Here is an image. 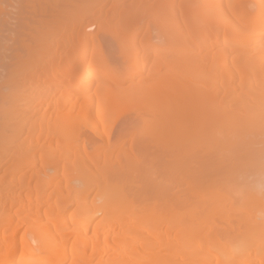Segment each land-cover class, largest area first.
I'll return each instance as SVG.
<instances>
[{
	"label": "bare ground",
	"instance_id": "obj_1",
	"mask_svg": "<svg viewBox=\"0 0 264 264\" xmlns=\"http://www.w3.org/2000/svg\"><path fill=\"white\" fill-rule=\"evenodd\" d=\"M48 1L0 0V264H264V0H52L24 14ZM113 40L124 66L102 50ZM145 70L153 83H133ZM127 93L134 121L153 107L146 142L137 127L114 135ZM100 142L116 160L90 154ZM149 147L188 167L170 168L191 177L183 198L164 179L143 196Z\"/></svg>",
	"mask_w": 264,
	"mask_h": 264
},
{
	"label": "rangeland",
	"instance_id": "obj_2",
	"mask_svg": "<svg viewBox=\"0 0 264 264\" xmlns=\"http://www.w3.org/2000/svg\"><path fill=\"white\" fill-rule=\"evenodd\" d=\"M51 1H52V0H51ZM51 1H48V3H45V2H44V3H43V2L41 3V2H39V4H38V3L35 4V5L33 6V8H32V7H31V9L29 8V9H28L29 11H24V14H27V12H28L30 15H32V14H35V13H38V12H39V13H40V12H43L44 9H45V10L47 9V11H49V10H51V8L54 9V8H53L54 5H55V8H56L58 5H56V3H55L54 1H53V2H51ZM177 2L179 3V0H177L176 3H177ZM54 3H55V4H54ZM53 4H54V5H53ZM44 6H45V7H44ZM49 7H50V8H49ZM34 8H35L36 10H35ZM39 8H40V10H39ZM42 9H43V10H42ZM31 10H32V11L34 10V12L32 13ZM41 10H42V11H41ZM35 11H36V12H35ZM31 13H32V14H31ZM24 14H23V15H24ZM30 15H27V16H30ZM24 16H25V15H24ZM96 31H97V25H96L95 27H93L92 29L89 30V32H96ZM36 33H37V32H32L33 35H38V36H39V35H40V36L45 35L46 32H45V33H44V32H41V33H38V34H36ZM42 33H43V34H42ZM41 34H42V35H41ZM46 34H47V33H46ZM112 42H113V46H111V45L109 46L106 42H103V44H102V46H101V47H102V50H103L105 53L109 52V53H107V54H109V56H110V60H109L108 63H110L111 65H114V66H115V65L118 66L119 64L122 65V66H124V65L127 63V61H125V60H120V59L118 60V59L116 58L119 49L117 50V47L115 46L116 43L114 42V40H113ZM156 43H158V42H156ZM115 47H116V48H115ZM149 64H150V62H149L147 65H145V68L148 67ZM120 65H119V66H120ZM146 73H147V72H146V70H145V72L141 75L140 79H139V78H138V79H135V81H132V82H133V83H137V84L142 83V82H143V84H144V83H146V84L148 83V84H149V83L151 82V81H150V78H151V80H152L153 78H155V76H154V77H153V75H150V76H149V75L146 74ZM144 75L147 76V77L149 78V79L147 78V79H148V82H147V80L145 81V80L142 79ZM151 83H153V82H151ZM129 84H130V82H127V83H124L123 86H128ZM124 94H125V92H124ZM124 94H123V93H122V94L120 93V95H124ZM118 95H119V94H118ZM120 95H119V98H120ZM127 95H128V93L126 94V97H124V96H125V95H124V96H122L121 98H122V99H123V98L126 99V98H128ZM128 96H129V95H128ZM117 97H118V96H117ZM129 98H130V97H129ZM125 99H123L124 101L122 102L124 105H123L122 103H120V104L123 105V108H121L122 105H119V107H120L121 110H118V111H120V112H118V111L116 110V113H114L115 116H112L113 119L116 120V121H115V127H116V128L118 129V131H119V132H118V131L116 130V128H115L114 133H116V134H114V135H115V136H119L120 131L126 126V127L129 128L128 131H130V132H128L129 134L127 133L128 135L126 134V136H125L126 138H128V137L131 138V136H132L131 133H132L133 131L137 130V128H138V129H140V131L143 130V132H142V131H141V132L139 131L141 134H140V133L138 134L139 137L142 136L143 138L140 139V138L137 136L135 139L138 140V141H140V140H144V139H148V138H146V136H147V137H150V136L148 135L147 130L149 129V127H150L151 124H152V122H150V121H152V118H151L152 116H151V114L149 115V119H150V120H149L148 118H146V117H148V116H147L148 114L146 115V113H148L147 110L150 111V107H152V106H150V107H149V106H146V105H147V104H146L147 102H145V104H144V106H143V112H145V113H144V114L142 113V118H141V119H143V120H141V119L139 118V119H136V120L134 121L133 118H130V116H131L130 114H131V113L128 112L129 115H126L125 113L123 114V110H124V111H125V109H129V110H130V108H132V107H134V106H137V105H138V102H140V100H139L138 98H136V99H134V100L130 99L132 102H129V101H128L129 99H127V100H125ZM144 100H145V99H144ZM118 101H121V100L118 99ZM125 101H126L127 103H126ZM113 102H115V101H113ZM141 102H142V101H141ZM128 103H129V104H128ZM115 104H119V102L117 103V100H116ZM125 104H126V105H125ZM131 105H132V106H131ZM130 106H131V107H130ZM152 108H153V107H152ZM152 108H151V109H152ZM121 111H122V114H120ZM114 114H113V115H114ZM116 114H118V115H116ZM119 115H120V116H119ZM123 115H124V116H123ZM145 115H146V117H145ZM128 116H129V117H128ZM150 116H151V117H150ZM143 117H145L146 119H144ZM147 119H148L149 121H148ZM137 120H139V121H137ZM154 120H156V119L153 118V121H154ZM112 121H113V120H112ZM129 121H130V122H129ZM136 121H137V122H136ZM145 121H146V122H145ZM147 121H148V123H147ZM127 122H128V123H127ZM133 122H134V123H133ZM143 123L146 124V125H144ZM116 125H117V126H116ZM131 125H132V126H131ZM134 127H137V128L134 129ZM142 127H143V128H142ZM144 127L146 128V130H145ZM152 127H153V126H151V128H152ZM132 128H133V129H132ZM151 128H150V129H151ZM150 129H149V130H150ZM144 130H145V131H144ZM137 132H138V130L136 131V133H137ZM144 132H145V133H144ZM117 133H118V134H117ZM136 133H135V134H136ZM143 133H144V134H143ZM146 133H147V135L145 136ZM142 134H143V135H142ZM136 135H137V134H136ZM126 138H125V139H126ZM137 138H138V139H137ZM123 139H124V138H123ZM149 140H150V138H149ZM146 141H147V140H146ZM146 141L144 140V142H146ZM122 142H123V141H122ZM258 146L261 147V145H258ZM258 146L256 147V149H257V148H260V147H258ZM91 147H92V146H91ZM91 147H89V148H91ZM92 148H93V147H92ZM96 148H97V147H96ZM96 148L94 149V150H96V151H94L93 149H89V150H90L89 152H90V154H92V155H96V156L98 155L99 159L97 158V160L102 161V160L104 159L105 154H109V155H111V160H112V161L117 159V156H116V155H117V149H109V148H108L103 142H100V143H99V150H98V152H97V149H96ZM152 149H153V152L156 151L155 148H152V147H151V150H152ZM263 149H264V148H263ZM135 150H137V149H136V146H135ZM151 150H150V147H149L148 149L143 150L142 154H143V155H146V157H148V158H149V156L152 158V157L154 156V154L151 153V152H152ZM257 150H258V149H257ZM260 150H261V149H260ZM144 151H146L145 154H144ZM262 151H263V150H262ZM157 152H159V151H156V153H157ZM193 153H194V152H193ZM263 153H264V152H263ZM147 154H148V156H147ZM152 154H153V156H152ZM169 154H170V153H169ZM169 154L166 153V155H167L168 157H167V156H164L165 158L162 157L163 154H160V156H161L162 158L165 159L166 164H167L168 161H169V163H174V162H175V161L172 159L171 154H170V155H169ZM175 154H176V153H175ZM189 154H190V156L192 155L190 152H189ZM189 154H187V155H189ZM158 155H159V154H157V155L154 156V158L156 157V159H153L154 162H152V160H151V163L148 161V160H150V158H149L148 160H147V158H145L147 161H146L145 159H143V160H145L147 163H149V164L146 163V164H145V167H146L147 165H149V168H148V169H149V172H150L151 174L148 172L149 175H146V176H147L146 179L141 178V179H142V180H141V187H140L141 193L143 194V196H144V195L148 196V195L153 194L154 190L156 191V190L158 189V187H155V188L152 187V186H154L153 184H155V183L158 184V182H159V184H160V182L162 181V179H164L163 182H165V183L169 184V186H172V187H173V188L170 187V188L173 189L172 191H176V190H178V189L180 188V190H182V191H180V192H177V191H176V192H177V196L180 197L181 194H183V195L181 196V197L183 198V196H185V195L187 194V192H186V190H187L186 187H187V186H186V185H187L188 182H190V179H191V177H190V179H188V178L186 177L185 179L187 180V183H186V181H184V180H185L184 177L181 178V179L179 180L180 177L185 176V175H184L185 173H184L183 175H182V173H183V170H184L186 167L182 168L183 166H180V164H179L180 168H182V169H180V168L176 167V165H178L177 163H176V165L174 164L176 168L180 169L179 171L182 170V173L178 171L177 173H178V174L180 173V175H178L177 173H175V174H177V175H173V173H171V171L174 170V169H176V168H175V167H174V168H171V167H170L171 164H169V163H168V164H169L170 166L167 164L168 167L165 166L164 164H162L163 162H161V160H160L161 157L158 158V157H157ZM164 155H165V154H164ZM183 155H184V154H183ZM183 155L181 154V157H186V156H183ZM194 155H195V154H194ZM197 155H198V154H197ZM259 155H260V154H259ZM172 156L175 157V155H173V154H172ZM144 157H145V156H143V158H144ZM169 157H171V158H169ZM177 157H179V156H177ZM181 157H180V158H181ZM187 157H188V156H187ZM195 157H196V155H195ZM195 157H194V158H195ZM200 157H201V156H200ZM246 157H247V156H246ZM246 157H245L244 159H246ZM255 157L260 159V157H258L257 154H256ZM162 158H161V159H162ZM166 158H168V159H166ZM180 158H179V159H180ZM253 158H254V157H253ZM256 158H255V160H252L251 158H249V159H251V161H256V160H258V159H256ZM157 159H159L158 162H161V163L158 164ZM164 159H162V160L164 161ZM174 159H175V158H174ZM195 159H197V158H195ZM198 159H199V158H198ZM201 159H202V158H201ZM201 159H199V162H200ZM236 159H238V158H236ZM236 159H235V161H236ZM241 159H242V158H241ZM241 159H238L237 161L240 163V162L242 161ZM261 159L264 161V155H263V157H262V154H261ZM170 160H173L174 162H173V161L170 162ZM176 160H178V158H176ZM183 160L185 161V158L181 159L180 162H183ZM188 160H189V159H188ZM202 160H203V159H202ZM246 160H247L246 163H248L247 165L249 166L248 168L250 169V167H251V165H252V164H251L252 162H251V163L249 162L250 160H248V157H247ZM246 160H244V161H246ZM122 161H123V160H122ZM155 161H156V162H155ZM189 161L192 162L191 159H190ZM229 161H230V160H229ZM232 161H234V160H231V165L229 164L230 166L228 165L227 167H236V165H235V166H234V165L232 166V164L235 162V161H234V162L232 163ZM244 161H243V162H244ZM263 161H261V162H263ZM178 162H179V161H178ZM180 162H179V163H180ZM196 162H197V161H196ZM201 162H202V161H201ZM222 162H223V161H222ZM144 163H145V162H144ZM152 163H153V165H155V167L151 165ZM155 163H157V164H155ZM188 163H189V162H188ZM202 163H203V162H202ZM202 163H201V164H202ZM223 163H224V162H223ZM228 163H229V162H228ZM235 163H236V162H235ZM239 163H238V164H239ZM241 163H242V162H241ZM246 163H245V164H246ZM258 163H259V162H258ZM161 164H162V168H164L163 165L165 166V168L167 167L166 169H164L165 171H164V170L161 171V169H158V167L160 168V165H161ZM182 164L185 166L186 162H185V164H184V163H182ZM189 164H190V163H189ZM191 164H193V163H191ZM226 164H227V161H226ZM226 164H225V165H226ZM238 164H237V165H238ZM249 164H251V165H249ZM259 164H261V163H259ZM156 165H157V166H156ZM194 165H195V164H194ZM194 165H192V166L194 167ZM222 165H223V164H222ZM247 165H245V168H246V169H247ZM257 165H258V164H257ZM186 166H188V164H187ZM203 166H204V165H203ZM243 166H244V165H243ZM243 166L241 165V167L237 168V170L240 169V168L242 169ZM196 167H197V164H196ZM227 167H226V168H227ZM146 168H147V167H146ZM153 168H154V169H153ZM170 168H171L172 170H171ZM226 168H225V169H226ZM245 168L243 167V170H244L243 173H244V172H247V173H248L249 171L251 172V169H250V170L248 169V171H247ZM251 168L253 169V166H252ZM254 168H255V167H254ZM148 169H147V170H148ZM151 169H152V170H151ZM156 169H157V171H156ZM167 169H168V170H167ZM198 169H199V168H198ZM222 169H224L223 166H222ZM222 169H221V170H222ZM225 169H224V170H225ZM255 169H256V168H255ZM186 170H188V167L186 168ZM193 170H194V169H193ZM200 170H202V168H201ZM200 170H199V171H200ZM203 170H204V169H203ZM221 170H220V171H221ZM232 170H233V168H232ZM232 170H230V171L227 170L228 172H227V171H225V172H227V174H228V173H230ZM145 171H146V169H145ZM163 171H164V172H163ZM169 171H170V172H169ZM176 171H177V170H175V172H176ZM194 171H195V170H194ZM254 171H255V170H254ZM155 172H157V173H155ZM159 172H161L160 174H163L164 176L158 174ZM167 172H169V173L167 174ZM201 172H202V171H201ZM201 172H199V173L202 174L203 172H202V173H201ZM221 172H222V171H221ZM235 172H236V171H235V169H234V171H232V173L234 174ZM238 172H239V170H238ZM250 172H249L248 175H250ZM73 173H74V172H73ZM146 173H147V171H146ZM188 173H189V171H187V174H188ZM196 173H197V176H199V177L201 176V175H199L198 171H197ZM204 173L207 174V171H206V172L204 171ZM208 173H211V172L208 171ZM222 173L225 174L224 172H222ZM241 173H242V171H241ZM241 173H240V174H241ZM157 174H158V175H157ZM165 174H167V175L165 176ZM187 174H186V175H187ZM191 174H192V173H191ZM240 174H239V175H240ZM78 175H79V174H78ZM78 175H77V173H76V174H75V173H74V174H71V173H70V174H68L67 177H69V179L72 181V184H73V185H77L78 182H79L78 179H76V178H79ZM82 175H83V176H82ZM82 175L80 176L81 178L85 177L86 174H82ZM150 175H151V176H150ZM159 175H160V176H159ZM169 175H170V177H169ZM192 175H193V174H192ZM192 175H191V176H192ZM203 175H204V174H203ZM203 175H202V176H203ZM236 175H238V173H237ZM241 175H242V174H241ZM245 175H246V173H245ZM171 176L174 177L175 179L177 178L176 181L174 182V183H177V184L174 185V183H172V182H173L172 180H173L174 178H171ZM187 176H188V175H187ZM194 176H195V172H194ZM234 176H235V175H234ZM67 177H66V178H67ZM148 177H150V179H149ZM164 177H165V178H164ZM166 177L171 178V180H170L169 178H166ZM192 177H193V176H192ZM252 177H253V176H252ZM252 177L250 176V178H252ZM85 178H87V177H85ZM157 178H159V179H157ZM195 178H197V177H195ZM147 179H149V181H148ZM151 179H152V180H151ZM155 179H156V180H155ZM167 179H168V180H167ZM175 179H174V180H175ZM183 179H184V180H183ZM197 179H198V178H197ZM67 180H68V179H67ZM150 180H151V181H154V182L156 181V182L154 183V182H151ZM158 180H159V181H158ZM193 180H194V179H193ZM77 181H78V182H77ZM157 181H158V182H157ZM167 181H168V182H167ZM178 181H179V182H178ZM180 181H181V182H180ZM182 182H183V183H182ZM149 183H151V184H149ZM165 183H164V184H165ZM184 183H185V184H184ZM14 184H15V183H14ZM167 184H166V185H167ZM179 184H181V185L178 186ZM151 185H152V186H151ZM155 185H156V184H155ZM158 186H159V185H158ZM169 186H168V187H169ZM175 186H176V187H175ZM177 186H178V187H177ZM188 186H189V184H188ZM181 187H182V189H181ZM15 188L18 189V187H15ZM152 188H154V189H152ZM185 189H186V190H185ZM152 190H153V191H152ZM183 190H184V191H183ZM176 192H175V193H176ZM179 193H180V194H179ZM185 193H186V194H185ZM181 197H180V198H181ZM146 202H147V201H146ZM147 203H148V202H147ZM12 223L17 227L18 232H22V231L24 230L25 226H26V223H27L25 215H24V214H20L17 218L15 217L14 220L12 221Z\"/></svg>",
	"mask_w": 264,
	"mask_h": 264
},
{
	"label": "clouds",
	"instance_id": "obj_3",
	"mask_svg": "<svg viewBox=\"0 0 264 264\" xmlns=\"http://www.w3.org/2000/svg\"><path fill=\"white\" fill-rule=\"evenodd\" d=\"M255 189L258 191L262 196H264V178L258 180L255 184ZM261 217H264V212L260 213Z\"/></svg>",
	"mask_w": 264,
	"mask_h": 264
}]
</instances>
